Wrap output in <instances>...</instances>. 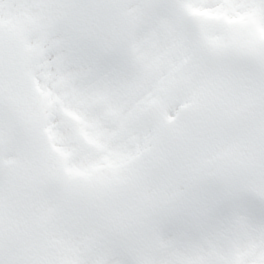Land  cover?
Wrapping results in <instances>:
<instances>
[{
	"label": "snow or ice",
	"instance_id": "snow-or-ice-1",
	"mask_svg": "<svg viewBox=\"0 0 264 264\" xmlns=\"http://www.w3.org/2000/svg\"><path fill=\"white\" fill-rule=\"evenodd\" d=\"M0 264H264V0H0Z\"/></svg>",
	"mask_w": 264,
	"mask_h": 264
}]
</instances>
